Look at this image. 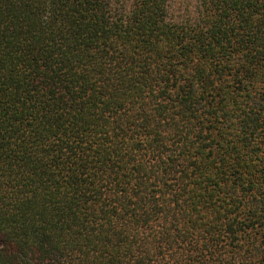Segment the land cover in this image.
Segmentation results:
<instances>
[{"label":"trees","instance_id":"1","mask_svg":"<svg viewBox=\"0 0 264 264\" xmlns=\"http://www.w3.org/2000/svg\"><path fill=\"white\" fill-rule=\"evenodd\" d=\"M0 264H264V0H0Z\"/></svg>","mask_w":264,"mask_h":264}]
</instances>
